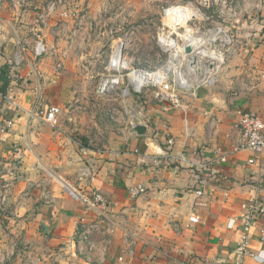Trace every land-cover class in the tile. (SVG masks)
Segmentation results:
<instances>
[{"label": "crops", "instance_id": "obj_1", "mask_svg": "<svg viewBox=\"0 0 264 264\" xmlns=\"http://www.w3.org/2000/svg\"><path fill=\"white\" fill-rule=\"evenodd\" d=\"M16 8L0 0V264H255L249 254L264 250V155L244 151L204 172L165 161L156 168L152 159L174 152L200 162L208 156L203 146L229 149L239 137L238 109L264 120V80L254 83L264 71V23L215 86L182 96L185 111L160 104L151 94L131 96L123 107L146 128L145 135L131 131V116L122 114L120 131L102 130L94 146L83 136L86 146L60 120L52 128L5 102L16 45L12 30L22 22ZM15 93L26 110L37 98L19 85ZM8 121L12 129L6 128ZM170 138L175 143L168 148ZM137 185L147 191L133 198L129 188ZM198 190L205 196L198 197ZM95 191L120 225L106 254L99 243L94 261L87 262L75 250L76 222L84 209L74 192ZM247 229L248 254H240Z\"/></svg>", "mask_w": 264, "mask_h": 264}, {"label": "rangeland", "instance_id": "obj_2", "mask_svg": "<svg viewBox=\"0 0 264 264\" xmlns=\"http://www.w3.org/2000/svg\"><path fill=\"white\" fill-rule=\"evenodd\" d=\"M5 1L15 11L19 7L22 20L12 30V57L18 48L22 54L13 80L24 94L37 97L32 106L39 101L60 107V125L86 146L83 136H90L94 146L102 130L120 131L107 110L123 108L129 99L122 91L132 69L150 68L165 76L168 55L159 47L158 34L172 28L166 10L193 7L198 35L207 45L228 33L238 50L262 32L264 23V0H63L55 10L51 7L57 0ZM37 43L45 47L41 56L36 55Z\"/></svg>", "mask_w": 264, "mask_h": 264}, {"label": "built area", "instance_id": "obj_3", "mask_svg": "<svg viewBox=\"0 0 264 264\" xmlns=\"http://www.w3.org/2000/svg\"><path fill=\"white\" fill-rule=\"evenodd\" d=\"M63 0L53 3L51 9ZM197 11L193 7H172L165 11L167 17L172 18V28L163 29L158 34V44L161 51L168 55L165 67V76L152 71L150 68L132 69L128 77V85L122 91V96L130 98L133 94L146 97L147 94L163 105H171L175 109H182V96H196L198 90L202 88H212L218 81L220 74L225 66L238 53V47L234 37L226 33L223 37H216L208 45L203 41L197 31ZM196 29V30H195ZM183 30L185 34L176 33ZM223 31L219 29V34ZM191 48L187 53L186 49ZM36 55L41 56L45 52L43 43H37ZM15 57L10 62L8 68V79L12 80L5 96L6 102L14 110H24L28 118H34L41 123L47 124L52 128L58 127L59 118L62 113L58 106H44L37 101L30 109H24L16 98L15 89L18 84L13 80L14 70L21 63V49L15 52ZM264 80V71L261 72L254 82L257 85ZM122 114L131 116L130 130L135 131L138 123L137 117L126 107H112L107 110L110 120L120 124L119 118ZM239 137L234 145L229 149L223 147L212 148L210 145L203 146V154H208L200 162H194L186 153L175 154L174 152L164 153L162 157H153L152 163L156 168H160L163 162L179 167L182 165L193 164L198 171L204 172L215 167L227 164L236 155L248 151L260 158L264 155V120L254 113L238 109ZM13 121H8L6 128H13ZM6 130H2L5 132ZM174 139L167 140L168 148L174 146ZM138 152V151H136ZM210 154V155H209ZM164 158V159H161ZM255 158L250 159L249 163L254 164ZM167 164V165H168ZM146 187L137 185L129 188V194L139 197L146 194ZM198 197H204L202 190L196 191ZM75 197L83 207V214L76 222L75 250L77 255L87 262L94 261V253L98 244H102V252L106 254L108 248L113 243L115 231L119 228L120 222L115 221L108 215L109 203L100 192L86 194L84 192H74ZM199 206L205 207L207 203L201 202ZM194 222H199L200 218L195 217ZM99 241V242H98ZM261 241L264 243V229L261 232ZM249 230L247 229L241 236L238 247L240 254H248ZM255 264H261L264 258V250L258 255L249 254ZM96 261V260H95ZM120 263H126V257H119Z\"/></svg>", "mask_w": 264, "mask_h": 264}, {"label": "water", "instance_id": "obj_4", "mask_svg": "<svg viewBox=\"0 0 264 264\" xmlns=\"http://www.w3.org/2000/svg\"><path fill=\"white\" fill-rule=\"evenodd\" d=\"M186 52L187 53H190L191 52V48H187L186 49ZM135 131H136V133L139 135V136H143V135H145V133H146V128L144 127V126H141V125H136V127H135Z\"/></svg>", "mask_w": 264, "mask_h": 264}]
</instances>
